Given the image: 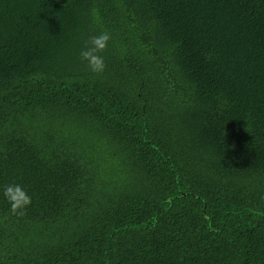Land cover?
Listing matches in <instances>:
<instances>
[{
	"label": "trees",
	"instance_id": "1",
	"mask_svg": "<svg viewBox=\"0 0 264 264\" xmlns=\"http://www.w3.org/2000/svg\"><path fill=\"white\" fill-rule=\"evenodd\" d=\"M0 264H264V0H0Z\"/></svg>",
	"mask_w": 264,
	"mask_h": 264
},
{
	"label": "clouds",
	"instance_id": "2",
	"mask_svg": "<svg viewBox=\"0 0 264 264\" xmlns=\"http://www.w3.org/2000/svg\"><path fill=\"white\" fill-rule=\"evenodd\" d=\"M109 40V36L108 35H101L100 37L94 39L93 43L101 50H103L106 47V43ZM82 55L84 56L85 59H89L91 54L89 52H84L82 53ZM92 59V63L94 65L93 70L94 71H102L103 67H104V62L102 59H100L99 57H91ZM20 188L16 187L15 189L12 188H8L5 191V196L10 197V199L12 201H15L12 205L13 209H17L19 207H21V198L17 197L15 195V193L20 192ZM30 200L27 197H23V203L27 204L29 203Z\"/></svg>",
	"mask_w": 264,
	"mask_h": 264
}]
</instances>
